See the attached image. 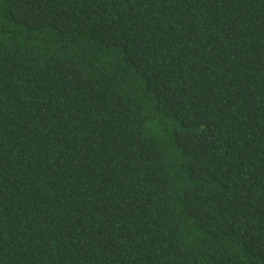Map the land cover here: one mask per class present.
<instances>
[{"label": "trees", "instance_id": "trees-1", "mask_svg": "<svg viewBox=\"0 0 264 264\" xmlns=\"http://www.w3.org/2000/svg\"><path fill=\"white\" fill-rule=\"evenodd\" d=\"M0 264H264V0H0Z\"/></svg>", "mask_w": 264, "mask_h": 264}]
</instances>
